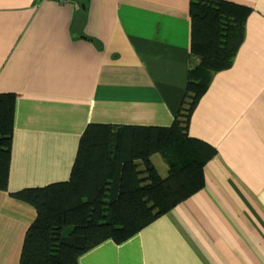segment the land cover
<instances>
[{
	"label": "crops",
	"instance_id": "1",
	"mask_svg": "<svg viewBox=\"0 0 264 264\" xmlns=\"http://www.w3.org/2000/svg\"><path fill=\"white\" fill-rule=\"evenodd\" d=\"M190 1L0 0V93L15 94L0 264H19L36 217L12 193L68 180L89 123L173 122L191 67ZM227 1L249 11L231 65L190 118L189 133L216 148L204 185L79 264H264V0Z\"/></svg>",
	"mask_w": 264,
	"mask_h": 264
},
{
	"label": "trees",
	"instance_id": "2",
	"mask_svg": "<svg viewBox=\"0 0 264 264\" xmlns=\"http://www.w3.org/2000/svg\"><path fill=\"white\" fill-rule=\"evenodd\" d=\"M249 9L227 0H191L187 91L170 125L89 123L68 180L12 193L36 217L19 264H79L105 240L121 243L204 185L216 148L189 133L192 112L215 71L231 65ZM14 93H0V189H8ZM167 164L162 175L153 156Z\"/></svg>",
	"mask_w": 264,
	"mask_h": 264
},
{
	"label": "rangeland",
	"instance_id": "3",
	"mask_svg": "<svg viewBox=\"0 0 264 264\" xmlns=\"http://www.w3.org/2000/svg\"><path fill=\"white\" fill-rule=\"evenodd\" d=\"M164 161V160H163ZM154 163H156V162H154ZM165 163V162H164ZM156 165V164H155ZM157 168H158V166H157ZM167 166L166 165H160L159 166V171H160V173L162 174V175H165L166 174V172H167Z\"/></svg>",
	"mask_w": 264,
	"mask_h": 264
}]
</instances>
